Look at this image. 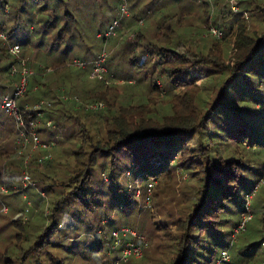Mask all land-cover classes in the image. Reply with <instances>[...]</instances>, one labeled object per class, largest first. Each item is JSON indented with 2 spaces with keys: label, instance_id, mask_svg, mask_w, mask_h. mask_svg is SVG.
<instances>
[{
  "label": "trees",
  "instance_id": "trees-1",
  "mask_svg": "<svg viewBox=\"0 0 264 264\" xmlns=\"http://www.w3.org/2000/svg\"><path fill=\"white\" fill-rule=\"evenodd\" d=\"M75 1L0 0V32L10 37L21 27L22 39L10 44L19 45L21 57L23 47L30 42L28 32L32 29L35 31L32 35H38L41 45L42 39L52 34V42L45 48L46 56L42 57L52 56L46 68L51 65L52 69H64V73L56 71L58 74L53 78L64 86L70 84L63 78L68 75L65 72L80 69L72 62L79 59L76 56L81 51L85 53L87 47L82 39L88 35L82 26L79 3ZM115 1V15L106 26L117 17L119 0ZM233 1L236 10L229 0H149L141 6L140 0H129L132 14L120 21L115 34L108 40L126 37L124 52L129 65L128 76L131 78L134 71L142 75L135 84H130L125 93L127 99L117 107L114 101L106 99L102 114V109L93 113L94 110L77 105L76 100H61L55 95L56 89L57 93L61 89L47 82L53 73H48L46 81H41L43 73L38 70H45L40 64L37 63L35 74L27 66L32 72L28 77L35 81L32 84L27 81L26 90L17 98V108L28 130L7 113L0 118V175L6 172L8 181L12 182L16 174L28 169L33 184L40 185L53 199L36 220L43 226L36 225L40 233L33 241H30L32 232L20 233L28 236L26 239L15 236L16 245L11 248L10 255L5 254V264H44L43 256L47 257L45 264H51L60 254L57 256L50 249H59L58 246L64 247L62 256L54 261L66 264L69 252L75 247L67 234L76 226H84L74 235L79 239L81 232L97 225L95 234L98 232L99 238L89 247L98 256L120 251V248H112V231L117 225L110 229L114 224L111 211L120 214L124 222L120 225L145 236L149 242L138 227L128 224L131 216L136 217V210L139 211L135 209L139 202L134 190H140L139 200L147 197V189L153 191L154 197L158 185L152 187L148 183L166 182L171 169L178 164L182 169L191 170L190 179L194 183L197 181L200 189L184 201L182 217L175 222L174 231L162 232L165 251L154 264H215L213 259L218 251L229 250L231 240L224 233L235 234L243 217L249 216L242 231L246 230L251 219L248 201L260 188V179L243 176L239 166L250 154L256 153V159L264 161V0ZM6 10L16 21L9 31L1 19ZM211 26L222 32L221 37L209 31ZM0 48V79L11 83L18 74V81L21 65L18 72L12 68L19 60L4 47ZM42 57L37 58L44 61ZM37 82L42 86L41 95L51 92L50 97L56 98V104L65 112L90 111L95 118L94 123L87 120L89 126H94L90 127L94 133L87 132L86 139L81 136L78 141L68 135L62 140L68 142V158L71 159L66 164L71 166L64 170H53L56 158L52 156L39 162L41 155H38L24 164L23 155L13 147L14 135L18 133L22 142L21 131L28 135L31 125L27 122H34L37 117L19 102L37 87ZM1 83L0 97H12L14 88L8 92V86ZM85 95L86 91L82 93V101L88 99L89 95ZM104 99L102 95L101 100ZM55 125L58 126V122ZM84 145L86 151L82 150ZM199 157L203 162L197 160ZM191 158L192 161H188ZM128 175L131 179H127ZM120 176L124 177L120 179ZM258 176L261 178L263 172ZM129 181L134 186L131 191L127 187ZM45 209L49 214L43 215ZM235 216L238 217L236 221ZM21 220L26 219L22 217ZM230 222L231 227H235L225 230ZM61 225L65 226V234L60 232ZM246 235L253 236L251 232ZM253 239L233 256L234 261L242 259L239 255L255 259L257 246L264 254V235ZM15 250L18 252L12 259ZM148 250L149 247L143 256ZM263 260L264 255L259 264Z\"/></svg>",
  "mask_w": 264,
  "mask_h": 264
},
{
  "label": "rangeland",
  "instance_id": "rangeland-1",
  "mask_svg": "<svg viewBox=\"0 0 264 264\" xmlns=\"http://www.w3.org/2000/svg\"><path fill=\"white\" fill-rule=\"evenodd\" d=\"M148 1L149 0H140L139 5L141 6ZM75 2L79 3L78 5L80 8H78V10L82 19V26L88 37L82 39L85 41L87 46L85 47L86 52L84 53L81 51L76 56L79 59H83L81 61L85 62V65L83 67H79L80 69L66 71L65 73L68 75L63 77L70 84L68 86H64L63 83L54 81L53 78L58 74H55V72L59 71L60 73H64V69H52L51 65L46 68V65L49 63L52 56H48V58L42 57L46 56L44 53L46 51L45 48L51 44L52 34H49L42 39L44 43L41 45V43H38V35H32L35 33L34 29L30 32H28V29H25V32L30 33V42L23 47L24 50L22 51V57L20 56V53L14 57L19 60V62H22L21 64L18 62L17 66H14L15 72H18V66L21 65V69L18 72L20 73L19 75H21L19 80L17 81L18 74H16L13 82L9 83L7 79L3 80L2 78L0 79V82H2L1 84H4V86H8V92H11L13 88L15 92L16 88L19 86L20 78L23 76V67L27 68V66H29L35 74L37 73V65L40 64V68L45 70H38V73H43V76H40L42 78L41 81H46L48 73H53V75L49 77L50 79H47V82L53 86V88L56 87L61 89L59 93H57L56 89V96H59L61 100L63 99L65 101L76 100L78 103L77 105L82 104L86 110H94L93 113L98 112L96 111L98 109H102V111L100 110V113L102 114L104 107L103 103L106 104V99L109 102L114 101L115 106L117 107L120 103L127 99L125 93L128 91L129 86H131L130 84H135L136 79L142 74H135L134 71L131 74V78L128 76L127 68L129 65L126 61L127 54L124 52L125 47L127 46L124 44L126 37L122 39H117V37H115L106 42L99 41L96 37V33L99 30L101 32H105L108 29L109 25L106 26V24L115 15L116 1L76 0ZM72 5L73 4L69 6L71 7ZM131 14L132 13L130 12V15ZM1 19L5 21V27L8 28L6 31H9L11 27L15 26L16 21L11 19L10 12H7V10L5 15H1ZM248 19H251V17ZM127 21L128 19L123 22V27ZM252 25L253 24L250 23V26ZM20 30L21 27L16 28L12 33L13 35L10 37L7 36L6 32L5 34L3 33L5 38L7 36L8 39L5 40L0 37V47H4L9 51L8 47L11 43H14L15 41L20 42L22 39V36L19 35ZM5 49L3 50L6 51ZM103 52L105 53V59L101 63L103 74L102 78L98 79L92 75V63L97 61L98 56ZM35 56L42 57L44 61H40V59L37 57L35 58ZM76 57L74 56L73 58ZM131 71L133 70L131 69ZM25 77L27 81L29 80V84H32L33 81H35L31 77L29 78L28 74H25ZM199 78H202V76L200 75ZM71 80L73 85H71ZM197 82L200 83V79ZM41 87V84L38 83L37 87L30 91L29 95L26 94V96H23L19 101L26 106L27 110H30L33 116L35 114L37 115L34 121L38 131H36L38 134L37 141H34L32 138L33 135L30 136L29 129L28 135L25 134L24 131H21V133L23 132V135L26 136V142H30L33 145L29 143L22 147L21 137L19 138L20 135L17 133L14 135L13 147H15V149H17L16 151L23 155L21 159L24 164L29 163V160L33 159L35 156H42V152L47 149L48 152L46 151L43 155L49 154L50 158L51 156L56 158L53 170H64L67 166V162L71 160L68 158L70 152L68 149V142H63L65 137L71 135V137H76L79 141L81 136H84V138L87 136V132L89 134H93L94 130L91 128L94 126H89L87 120L94 123L95 118H92L93 115H91L92 112L90 111L81 113L69 110L65 112L61 105L56 104V98L50 97V95H52L51 92L46 96L41 95ZM70 89L71 91H69ZM88 90H90V92H88ZM84 91H86V95L89 96L88 99L82 101L81 98ZM106 93H108L107 97H105ZM94 94H98L99 96L95 97ZM102 95L103 98H105L104 100H101ZM100 104V108L94 109V106H98ZM5 113V111H2L0 102V118ZM9 115L15 119V116L8 114V116ZM28 116L30 117L31 115ZM21 120L22 124L19 122V125L22 127L25 126L26 130H28L27 126L24 125L22 117ZM49 121H51L50 125H47V122ZM56 122H58V126L55 125ZM27 123L29 124V122ZM80 131L81 133H79ZM11 140H13V136H11ZM193 141L190 143H193ZM82 150L86 151L87 146L84 145ZM256 156V153L246 156V158L241 161V165L239 166L243 176L260 179V183L258 182L260 184V188L257 190L253 198L248 201V214L251 215V219L247 223L245 228L246 230L235 234L233 233V235L230 234V232L224 233L226 238L231 240V246L228 250L230 264H259L262 255H264L263 249L257 246V257L255 259H250L249 257L242 255H239L240 258H242L241 260L234 261L232 259L233 256L238 251L243 250L242 248H244V246L247 245L253 238H257L256 240H258L264 235V161L263 159H256ZM59 158L61 161H59ZM192 158L188 161H192ZM197 160H201V158L199 157ZM199 162L203 161L201 160ZM70 166L71 164L67 167ZM190 171V169H182L181 165L178 164V166L171 169L170 177L166 182L154 181L153 183H148V186L150 185L152 187H154L155 184L158 185V188L156 189L158 192L154 194V197L153 191L151 189H147V197L144 200H139L141 196L140 190H134L135 197L138 198L139 202L137 203L138 208L135 207V209H139V211L136 210L134 213L136 217L131 216V223L129 221L128 224L138 227V229L149 238V250L143 257H141V259L129 257L127 261L120 260L121 253L119 250L111 252L107 254V256L106 253H101L100 256H98V254L94 252L93 249H90L91 247H89L96 241V238H99L98 232L95 234L97 225L88 229L86 232H81L79 239L76 237L78 235L75 237L74 235L78 233L79 229L83 230L84 226H79V228H76V226L75 230H73L71 234H67V238L69 241L75 243V247L72 248L70 251L71 253L69 252L66 264H114V261L116 260L119 261V264H154L155 259L165 251V241L163 240L162 232H165L166 230L168 231V229L174 231L173 227L175 222L182 217L181 210L184 206V201H188L200 189V185L197 184V181L195 183L194 181H191ZM260 172H263V176L261 178L258 176V173ZM30 177L28 169L22 170L21 174H16L13 177L12 182L8 181L6 172L1 173L0 175V264H5L7 262L5 254L10 255L11 248L16 245L15 242L17 239H15V236H18L20 239H26L28 236L24 237L20 233L24 232V234H27V232H32V239L30 241H33L35 236L40 233L39 230H37L36 225L39 227L41 225H39L40 223L36 220L38 215H41V212L46 207V204L49 201L51 202L53 199L52 197H48L46 192L42 191V187L40 185L33 184V179ZM123 177L124 176H120V179ZM127 179H131V175H128ZM35 180L34 182H36ZM127 187L128 191L134 189V186H132L130 181L128 182ZM6 188H8V190ZM47 213V209H45L43 215H47ZM21 214L23 216H21ZM110 215L112 216L111 221H114V224L111 225L110 229L114 228V225H117V229L123 227L120 225L124 223L120 220V214H115V211H111ZM237 216L233 218L235 221L238 218ZM22 217L26 220L22 221ZM231 225V222L227 223L224 229L233 230L235 226L231 227ZM64 227V225L59 227L62 234L66 233ZM163 227L164 229H161ZM247 232H251L253 236H245V233ZM85 241L87 242L86 244ZM17 247L19 246L17 245ZM58 247L59 249L57 247L55 248L58 251L52 248L50 249V251L56 252V255L57 253L60 254V256L57 255L58 257L53 256L54 260H57L56 258L62 256V250L64 247ZM225 250L227 249H223L222 251ZM17 252L18 250L13 252L11 255L12 259H15ZM219 252L220 251H218V253L214 256L213 260L220 255L221 252ZM54 260L51 264H56ZM42 262L45 264L47 262V257L43 256Z\"/></svg>",
  "mask_w": 264,
  "mask_h": 264
},
{
  "label": "built area",
  "instance_id": "built-area-1",
  "mask_svg": "<svg viewBox=\"0 0 264 264\" xmlns=\"http://www.w3.org/2000/svg\"><path fill=\"white\" fill-rule=\"evenodd\" d=\"M229 1L232 5V9L236 10V6L233 0H229ZM129 15H130L129 1L119 0L117 17L111 21V23L108 26V29L105 32H98L96 37L99 39H104L105 41L108 40L111 36L115 34L116 28L119 26L120 21L124 19V17H128ZM209 31L216 37H221L222 35V32L219 29L212 27V26L209 28ZM0 37L3 39H6L5 35L2 32H0ZM19 48H20L19 45L15 43L9 47V51L12 55L17 56ZM104 59H105V53L103 52L98 56V60L92 63V75L97 77L98 79L102 78L103 68L101 66V63L104 61ZM72 64L77 67H83L85 65V62L79 59H75L73 60ZM12 71H14V67L12 68ZM31 73L32 72L30 70L23 67V71H22L23 76L20 78L19 86L16 88L14 92V96L0 97L1 108L7 114H11L15 116V119L18 122V124L19 122H21L22 124V120H21V116L17 108V98L23 95L26 89L27 80H26L25 74H31ZM94 107H95L94 109L100 108L101 104L98 106H94ZM50 122L51 121L47 122V125H50ZM29 125H31L30 126V136L33 135L32 138L34 139V141H37L38 134L35 130L36 124L34 122H30ZM21 136L23 138L22 146L24 147L30 142H26V136L23 135V132L21 133ZM49 156H50L49 154L42 155L38 158L37 161L40 162V161L46 160L50 158ZM248 219H249V216L243 217L240 224L235 230L236 233L241 232L244 229L245 222ZM128 234L131 236H127ZM112 235H113L112 236L113 237L112 248L114 249L120 248V253H121L120 260L127 261L129 257L141 258L143 256L144 250H146L149 247V242L145 236L137 234L135 231L129 229L126 226H123L119 229H114L112 231ZM262 246L264 247V243H262ZM114 264H119V261H116ZM215 264H230V256H229L228 250L222 251L220 253V255L215 259ZM262 264H264V260Z\"/></svg>",
  "mask_w": 264,
  "mask_h": 264
}]
</instances>
